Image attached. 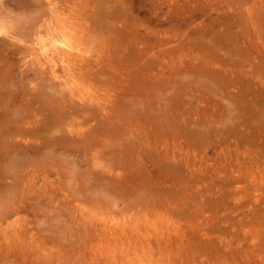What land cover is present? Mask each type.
Here are the masks:
<instances>
[{
	"label": "rangeland",
	"instance_id": "1",
	"mask_svg": "<svg viewBox=\"0 0 264 264\" xmlns=\"http://www.w3.org/2000/svg\"><path fill=\"white\" fill-rule=\"evenodd\" d=\"M93 1L94 0H73L71 3L75 5L79 4L82 7H87V9H89L92 7ZM167 1L168 0H96V2L103 4L102 7L104 6V8H106V12L100 10V8L104 9L102 7H99L100 12L98 11V16H101L103 12L106 13L103 14V16L106 17L101 16L105 26H102L103 28H101L99 33L100 42L103 43V45L101 47L102 50L100 48L101 45L98 46L100 49H98V57H102L105 62L115 58L118 67L122 66L123 69L120 68L122 71L126 70L125 67H129L134 72L138 69L141 70L150 58L152 59V65H159V67L162 66L163 68L165 67V73L161 74L160 79L157 81H126L127 83L134 84L135 88H137L136 92H138V94L136 96L133 95V98L131 97L132 101L129 96H125L124 103H127L128 105L126 106V108H128V111L126 112L128 115L123 109L121 110L122 113L124 112V114L130 116V119H132L133 116L141 118L142 111L144 113L143 115L146 116L147 114L146 119L153 117L152 115L155 114L154 118L156 119V117H158L156 120L158 123H156L158 126L160 125L159 128H162L160 129L162 136L160 144L158 145L160 148L156 149L153 146L150 147L152 151H148L151 149L146 147V151H143V149H139V151L136 147L135 150L137 149L139 154L135 150L134 152H131L130 148L127 149V146H131L128 142L129 139L132 140V138L129 136L127 137L128 139L125 137H114L116 131L113 136L107 137L106 144H102L103 146L100 145L99 147L94 148L91 147L92 145H85L87 146V157H91L89 163L92 165V168L98 170L114 168L115 174H118V172L123 173L124 169H127V171L125 170L127 174L123 173V175L126 177L129 175L128 178L130 177V179L125 178L127 179L126 181H129L128 183L130 186H132L129 187V185L126 184L127 186L125 189L121 188L119 186L124 183H120L121 181H119L115 189H113L115 192H110L106 197H104L105 194L101 195L100 192H89L91 203L85 201V204L94 207L95 210L99 212L97 217L102 215L110 216L122 212V214L129 218L131 216H139L142 221L146 220L143 217H148L149 219L151 217V221L157 220L156 222L159 221L158 223H163V225L171 223L175 219L179 221L180 215L175 213L181 212L183 209L187 214L189 213V217L187 216L186 218V216H184L186 214L185 212H182V216L185 217L186 220L188 218L190 220L191 218L194 223L187 222L191 223L196 229L207 227L208 223H204V221L212 222L211 225H208V228L210 226L219 231L221 230V233L231 234L230 236H233L235 232L236 235L234 236V239L241 238L245 235L242 228H253V226L259 224L262 229L261 231L263 232H261L263 240L260 242L264 244V187L263 194L260 195L262 198L258 196L262 193V188L260 190L259 187L264 184V181L262 182L263 184L261 183V185L258 184L255 186L260 182L258 179L264 178V173L260 174V172H264V63H262L264 62V58L260 57L259 59V54L254 46H250L249 49L250 43H245L247 42V32L253 31L254 34L256 33L253 24L251 25V22H248L247 19H244L243 15L240 14L242 9L249 7L250 3L246 4L249 0H244L246 1L245 3L242 0L244 4L239 2L241 0H238L239 4L241 3L243 5L240 4L242 6L241 11H235L236 8L234 7V4L235 6L238 4L236 0H170V3ZM40 2H42V0H0V15L4 16L9 24V32L6 33L5 36L0 34V264H119V261L122 260V258L118 252H116V257H114L112 251H103L101 248L102 246L98 245L97 242L92 240L91 236H89L90 233H87V228L85 229L82 221L76 219V213H72V210L77 208L78 199L83 197V194L78 192L81 186L80 179L82 178V174H77L79 170L77 171L76 167L80 168V166L75 165L76 170L73 171L71 167V165L74 164V162L71 161L73 159H71L66 153L62 154L64 151L56 150L52 143L53 139L57 136L62 135L63 133L66 136L70 134L65 127L68 124L70 125L71 123H74L76 124V128H80L81 126L79 123L85 118V116H70L64 118V116L66 117L67 115L64 114L67 109L63 105L70 103L67 91L59 86L57 81L42 79L36 75L38 69H36L35 66H32L33 60L31 54L28 52L29 55H27L28 50L25 51L27 48L23 45V43H29H25L19 39L28 37L27 35H24V27L28 24L26 21L37 14L33 9V6ZM230 3L234 4L230 5ZM168 4L171 5L168 6ZM217 6L219 7L216 8ZM220 6L223 8L221 7V9ZM236 7L240 6L238 5ZM107 11L110 15L107 14ZM88 12L91 13V10ZM233 13L235 14L234 16H232ZM108 16L109 18L110 16L113 17H111V20L109 19L110 23L106 22ZM240 16L242 18H240ZM121 19L124 20L122 21ZM239 19L240 22L238 23L240 25H238L236 21H239ZM19 20L24 23H18L17 26ZM112 20L114 21V25ZM262 20L263 19L258 20L260 24H257L256 20L254 22L259 27H257L259 30V32L257 31V35H260L261 33V35H263L262 38H264V26H262L264 25V20ZM241 21L245 22L241 23ZM242 24L243 26L246 25L245 28H242ZM19 25L21 26L19 27ZM127 25L131 26V29L127 28ZM250 26H253V28ZM115 27L116 29L119 27L120 29H123L122 32L121 30V33L119 31V33L116 32L117 30L114 31L112 28ZM124 28L128 29V31L126 32ZM234 29H238V31H234ZM20 31H23V33H21L23 35L20 34ZM130 31H132V34L128 33ZM17 32H19V35H15ZM115 32L119 35L116 36L113 34ZM128 34L131 36L129 37ZM120 36L123 38L125 37L124 39H126L124 41H122L123 38L120 39L125 43H121V46H127L126 48L130 47L126 51L127 53H123V51L117 53L114 50L116 46L120 45V42L117 40ZM218 39L220 42L222 41L221 46ZM127 40L129 42H127ZM256 40L259 41L260 39L257 38ZM107 42L111 44L109 45L110 47L107 46ZM217 42H219V44ZM129 43L130 45H128ZM213 46H216L217 48L214 47L213 49ZM246 46L249 50L246 49ZM112 49L113 51H111ZM145 50H151V53L148 55L149 57H144ZM250 50L254 51V54H252L253 52ZM154 53H158L159 57L155 56ZM253 55L257 56L258 60L261 62L259 63L257 57L254 58ZM194 56H200L204 59L202 62L208 61V63L204 62L205 65L202 63L201 68L190 73L189 71H183L182 67L187 62H198L197 59H192ZM30 59L32 60V63H30ZM183 60L187 61L182 62ZM211 60L213 62L215 60V62L212 64V62L210 63ZM215 63L219 65H216ZM207 64L212 67L213 72L207 68ZM219 68L221 71L224 69L226 70H224L225 72H221ZM173 71L175 73L171 75ZM208 71H210L211 74L214 73V76ZM216 74H218V77ZM210 75L212 77H210ZM204 76L205 78L203 79ZM219 76L223 78H220ZM226 76H228V78ZM176 79H180L181 81H176ZM115 84L116 81L114 82V80L113 82H103L99 80L97 85H100L98 87H101L102 92H105L106 88L110 89V87H112L111 85L116 86ZM117 89L119 88L117 87ZM139 93L142 95H139ZM142 96L143 98L144 96L147 98L141 99ZM172 97H176L177 99H173ZM134 98H138L140 102L137 100L138 103L135 104V101L133 102ZM169 98H172L171 100L174 102L170 101ZM142 100L145 102L147 101V104L145 102V104H143ZM175 102L178 103L174 104ZM151 103H154V106L148 110V107L152 106ZM141 104L142 106L144 105L143 108L145 110L142 109L141 111ZM169 105L172 108L176 106V109L171 110ZM155 106L158 108L156 109ZM150 109H153V114L150 113ZM168 110L171 111L169 112ZM163 112L166 113L167 118ZM148 113H150L149 118ZM168 114H170V118ZM126 115L124 116L122 114V118H126ZM161 115H163V121L159 118ZM164 118L168 121L170 119L171 123V120L174 118L172 125H170L171 123L167 124V121ZM194 119L196 121L199 120L196 122L197 124H194ZM126 120H128V118H126ZM164 120L166 121L165 123H163ZM65 122H67L66 125ZM96 122L97 121H94V124H97ZM99 122V126L102 127V119H100ZM58 123H61L63 126H57ZM199 123L202 124V127H200ZM112 124L111 122L107 123V127L113 128L117 125L114 121H112ZM101 127L98 128L101 129ZM105 127L106 126L102 127V131H104ZM256 129L258 131H255ZM201 132H204V134H201ZM254 134H260L261 136H254ZM251 136H253V138ZM46 142L47 144L45 145ZM49 142L54 148L48 147L51 146ZM236 142L239 143L237 144ZM260 142L261 145H259ZM81 145L79 144V147L83 148ZM245 145L248 147L244 148L243 146ZM251 146L254 151H252ZM249 147H251V149ZM165 148L166 150L168 149V151L173 150L172 152L178 154V158H180L179 155L181 153H183V155L181 154L180 160L174 159L175 161L169 155L170 159L172 158V161H168L169 158L165 157L164 154ZM182 148L185 151H183ZM243 148L245 150L249 149V152L252 151L250 155L251 157H248L247 160L245 159V156L248 154L246 153L243 155ZM54 149L56 151H54ZM94 149L98 152L97 155H99V158L92 156ZM133 149L134 148H132V150ZM177 150H179V152H177ZM242 150L243 152L241 155L244 157L240 155V151ZM147 151L149 155L147 154ZM188 151L191 152V155L188 154L190 153ZM52 152L57 153L54 155ZM78 153L79 151H77V154ZM151 153H153V155ZM236 153L238 154L236 155ZM193 154L196 156H193ZM185 155H189V157L187 156V161L188 159H191L188 161L189 164L187 161H182L186 160ZM252 155H254V157H252ZM255 155H259L260 158L259 156L258 158L255 157ZM65 156L67 157L64 158ZM140 156L144 157L143 162L142 159L137 161L141 158ZM234 156H236V158ZM61 157L64 158L63 161ZM148 157L149 159H147ZM201 157H205V163L201 162L202 160L204 162V159H201ZM223 157H227L228 159H224ZM231 157L234 158L232 159ZM238 157H241L240 160H245L247 163H252L256 158V160H261L259 161L261 162V166H259V162L254 160L252 168L253 172L249 173V177V174L247 175L244 172L243 175L242 173L243 176L241 175L240 178H243L242 180L246 181L244 182L246 186H244L241 179H235L236 174H238L236 171L238 169L236 168L238 166L237 163L239 162V160H237ZM77 158L80 160L79 157ZM82 158L81 163L83 161L85 163L86 158ZM209 158H211L209 163L214 164V161H219L218 163H215V166H219L221 161L229 163L226 164L229 169H227V171L231 172L229 175L226 173L227 171L225 174L223 171V175L218 173L221 175H219L221 179H224L226 176V179L222 180L224 181L222 182L223 184L220 183V185L221 187H226V189H224L225 192L230 190L229 196L225 195L227 192L221 194L224 193V190L220 188V185L216 186L217 183L219 184V182H221H218L220 177L218 174L216 175V169V172H214L215 174L210 173V175L214 174V177L211 179L209 178L210 180H208L206 175H209L208 172L210 171H206L205 165L206 163L209 164ZM229 158L233 163H230ZM249 158L252 159V161H249ZM192 159L196 160L192 162ZM58 160L63 162L64 167H62L60 174L52 173L49 178L51 180L58 178V180L61 181L59 183V188L56 189L55 192L48 193V198H46V196L38 198L37 191L39 187L37 188V186L42 181L41 175H43V172L46 174V171L51 168V164ZM95 160L102 162V164L93 165L92 163H94ZM197 160L202 164H199ZM176 161H182L184 164L186 162L185 165L180 162L183 165H180L182 170L180 169V166L178 167ZM168 162H170L171 166ZM257 163H259L257 166L258 168L255 169ZM187 164L190 168L186 166ZM230 164L233 166H229ZM104 165L107 166L104 167ZM156 165L157 167H155ZM202 165L204 166L203 168H205L204 171L206 173H203L201 170ZM210 165L212 166V164ZM235 165L237 166L234 167ZM184 166H186V168ZM195 166L196 168H194ZM141 167L146 171L145 174L147 172L149 173L144 175ZM163 167H165V169H173L171 172H169L170 170H166L165 172ZM176 168L180 169V173ZM234 168H236V170ZM260 168H263V171ZM211 169L214 168L212 167ZM230 169L232 170L230 171ZM250 169L251 168L249 167L248 170ZM87 170L84 174L87 173ZM258 170H260V172ZM138 171L140 173L142 172L141 174L145 177L143 178L144 180L141 178V174L138 173ZM27 172H30V176L26 177L25 175ZM33 172L35 175L38 174L40 176L37 177V186L31 187L30 180L34 177L31 174ZM150 172H152L151 175ZM105 173L107 172L105 171ZM122 173L120 175H122ZM191 173H193V175ZM257 173L260 174V177ZM156 174L158 177L155 176ZM177 174L181 175L178 177ZM226 174L229 177H235L233 179L235 181L232 183L233 186L231 184L233 180H230L232 178L227 177ZM255 174L259 178L257 177L256 180L254 179L256 183H254V185V181H251V179L256 178V176H254ZM188 175L192 177L194 176L195 178L198 177V179H190L191 177L189 178ZM133 176L136 178L134 177V179H132ZM137 176L143 180H141L143 183H147L149 179L148 183L143 184ZM174 176L175 178H178L175 179ZM201 176L207 181L203 178L202 180ZM146 177H148V179H146ZM210 177H212V175ZM250 177L252 178L250 179ZM122 178L124 179V176H122ZM227 178L231 181L229 184L232 188L234 187L233 189L228 187L229 184ZM157 179H160V181L158 182ZM185 179L189 181L186 180V182ZM137 180L139 181L137 182ZM145 180L147 181L145 182ZM192 180H195L196 184H192ZM131 181L135 182L133 183L135 185H132ZM184 181L186 182L185 184ZM205 181L207 183L212 182L211 184H213L212 186H216L215 188L218 190L217 192L222 190L220 194L216 192L214 187L212 188L215 190H209L211 187L206 186L210 183L207 184ZM236 181H239V183ZM203 182L205 183L203 184ZM161 183L165 184L160 185ZM187 183L188 185L190 184L188 188H186L188 186L186 185ZM197 183L199 184V187H196L198 186ZM20 184H23L24 188L23 186H18ZM172 184L174 186L176 185L175 189ZM191 184L192 187H195L192 189L196 190H194L195 192L193 191L194 193L191 192L190 195V191H192L190 188ZM226 184L228 185L226 186ZM248 184L251 185V188L248 187ZM146 185H149V187ZM171 185L172 187H170ZM237 185L239 186L241 193L243 192L242 194L238 188V190L235 188V186L238 187ZM151 186L153 187L152 189ZM159 186L162 187L159 189ZM26 187L30 190L26 189V191ZM217 187H219V189ZM246 187H248L249 190ZM257 187L260 190V193H258L259 190ZM203 188L208 189L212 193L214 191L217 195H214L215 193L212 195L211 192L202 190ZM21 189L24 190L25 193L24 191L22 193ZM184 190L185 192L188 190L187 194H184ZM197 190H199V192ZM178 191L180 194H178ZM255 191L258 194L255 193ZM200 192H202L203 195ZM204 192L205 194H208L206 196L212 195L216 199H208L204 196ZM234 194H237V196L239 195L240 198L237 197V199ZM243 194L245 195L243 196ZM50 195L56 196V201L52 200L53 196ZM222 195L224 196L222 197ZM184 196H186V198ZM212 196H210V198ZM255 196L258 198L255 199ZM259 199H261V203L258 202ZM178 201L181 206H179V210L176 206ZM187 202L189 205H187ZM14 203H16L17 206L23 205L25 207H21V211H18L14 215H11L9 219L5 220L7 212L12 209V204ZM193 209L198 210V212H193ZM206 216L208 218L211 216V219L206 220L208 219ZM183 217H181L182 221L184 220ZM204 218L206 219L204 220ZM186 220L184 221L186 222ZM2 225L5 228L4 230H2ZM16 227L22 228L21 236H13L12 230ZM234 229L238 232L234 231ZM5 230L8 231V236L5 235ZM184 249L187 251L182 253V251H178L175 247L172 255L168 254L169 252L166 251L167 249H162L163 252L158 254V257H161V260L155 262H165V259L168 258L169 255L170 257L178 259L180 264H196L203 257V254L201 253L202 250L194 244L184 247ZM177 252L180 254L176 255Z\"/></svg>",
	"mask_w": 264,
	"mask_h": 264
},
{
	"label": "bare ground",
	"instance_id": "2",
	"mask_svg": "<svg viewBox=\"0 0 264 264\" xmlns=\"http://www.w3.org/2000/svg\"><path fill=\"white\" fill-rule=\"evenodd\" d=\"M236 1L238 2V0H236ZM246 1H248V0H246ZM246 1H244V3ZM251 1L254 2V3H252ZM71 2H73V0H42V2H40L39 4L36 3L33 6V9L37 12V14L32 16V17H30V19H28L26 21V23H28V24L25 25V27H24V30H25L24 35L25 36L27 35L28 37L27 38H19V39L24 41L25 43L26 42L29 43V44H27V43L24 44L23 43V45H25V48H27L25 51L28 50L27 51V55L31 54L33 63H32L31 59H30V61H31L30 63H32V66H35L36 69H38V71L36 72V75L38 77L42 78V79H51L52 81H57V84L67 91V94H68L69 99H70V103H66L65 105H63L67 109L66 112L64 113V114H67V115H66V117L64 116V118H68L70 116H85V118L79 123V125L81 126L80 128H76L75 127L76 124H74V123H71L70 125L68 124L65 127L70 132V134L68 136H66L63 133L62 135H59L56 138H54L53 141H52V143L54 144L53 146H55L56 150L64 151V152H62V154L66 153L67 155H69V157L71 159H73V160H71V161L74 162V164L72 162L73 165H71L73 171H75L77 169V171L79 170L78 171L79 173L77 172V174L78 175L82 174V178L81 179L79 178L81 180L80 181V185L81 186H80L78 192L83 194V197L78 199L77 208L72 210V213H76V219H79V220L82 221V224L85 226V229L87 228L86 229L87 233H90L89 236H91L92 240L96 241L98 245L102 246L101 248L103 249V251L104 250L112 251L114 253L113 254L114 257H116V255H117L116 252H118V254L122 258V260L119 261V264H180L178 259L170 257L169 255H172V253L174 252L175 247H176V249L178 251H182V253H184L185 251H187V250L184 249V247H188L191 244H194L195 246L199 247L202 250L201 253L203 254V257L196 264H264V244L262 242H260V241L263 240V235H262L263 232L261 231L262 229L260 228L261 226L259 224L256 225V226H253V228H249V227H248V229L242 228V231L245 233V235L243 237H241V238L234 239V236L236 235L235 232H234L233 236H230L231 234L221 233L222 232L221 230L219 231L218 229H214V228H212L210 226L208 228V225L209 224L211 225L212 222H207V221L205 222L204 220L206 218H204L203 221H204V223H208L207 227H203L201 229H196L195 227L192 226V224L194 222H193V220L191 218H190L191 221L189 220V218L186 220V218H187L189 213L187 214L185 212V210L182 209L184 207L181 208L182 209V211L180 210L181 212H176L175 213L177 215H180L179 218L181 219V221H180V219H179V221L175 219L176 221L174 220L171 223L163 225V223H161V224L158 223L159 221L156 222L157 220L156 221H151L150 220L151 217H150V219L148 217H143L146 220L142 221L141 217H139V216H131L129 218L128 216H125L124 214H122V212L121 213L119 212L117 214L110 215V216L109 215H102L100 217H97L99 212H97L94 207H91V206L85 204V201L91 203V196L89 195V192L90 193L100 192L101 195L105 194L104 197H106L110 192H115V190H113V189H115V187L117 186L119 181H121L120 183H122V182L124 183V184H121L122 186L120 184H119L120 186L118 185L121 188L125 189V187L127 185H129V187H132L128 183L129 181H126L127 179H130V177L128 178L129 175L127 177L125 175H123V173L127 174V172H126L127 169H124L123 173L122 172H120V173L118 172V174L117 173L115 174L114 173L115 172L114 168H109V169L105 168L103 170H98V169L92 168L91 167L92 165L89 163V160L91 159V157L90 158L87 157L88 156L87 155L88 152L86 151V147L87 146H85V145H92L91 147H94V148L95 147H99L100 145L103 146L102 144H104V145L106 144L107 137L113 136L115 134V131H116V135L114 137H119V138L125 137L126 139H128L127 137L129 136V137L132 138V140L129 139V142H128V144L130 143L131 146L130 145H129V147L127 146V149L130 148L131 152H134L136 147H137L138 150L139 149H143V151L147 150V149L145 150L146 147L150 148V147L154 146L156 149L160 148V146H158V145L160 144V140H161V136H162V133H161V130H160L162 128H159L160 125L158 126V124H157L158 122L156 120H157L158 117H156V119H155L154 118L155 114H154V115H152L153 117L149 118L150 113L153 114V112H152L153 109L152 110L150 109V113H148V118L149 119H146L147 114H146V116L143 115L144 113H143L142 109H144L143 108L144 105L142 106V104H141V111H142V113H141L142 115L141 116L142 117L139 114V116L141 118H137V116H133V118L130 119V116H127L128 114L126 113L128 111L127 110L128 108H126V106H128V105H127V103L126 104L124 103L125 102L124 100H125V96L126 97L129 96L130 100L132 101L131 97L133 95L136 96L138 94V92H136L137 88H135L134 84L133 83H127L126 81H157V80L160 79L161 74L165 73L164 72L165 71V67L163 68L162 66L159 67V65H152V63H151L152 59L151 58L148 59V62L146 61L147 64H145L141 68V70L140 69H138L139 71L137 70L138 72L137 71L136 72L132 71L129 67H125L126 70L122 71L120 69V68H122V66L118 67V63L115 61V58L105 62V60L102 57H98L99 56L98 52L100 50L98 46L101 45L100 46V48H101L102 45H103V43L100 42L101 40L99 38V33H100L101 28H103L105 26L104 22L102 21V17L101 16H103V14L106 12V10H105L106 8H104V6L102 7L103 4H101L102 3L101 1H100L101 2L100 3V2H96V0L93 1V5L89 9H87V7H82L79 4L75 5V4L71 3ZM167 2L170 3V0H168ZM237 2H235V3H237ZM239 2L244 4L242 2V0L239 1ZM239 2H238V4L236 6L239 5L240 7H236L234 3H230V5L234 4V7L236 8L235 11H237V10L241 11V9H242L241 7L243 5L240 3L242 5L241 6L239 4ZM98 3H99V6H98ZM248 3H250L249 7L245 8V5H244L245 9H242V12L240 14H242L244 19L246 18L248 22L250 21L251 25L253 24L254 28L256 29V31H255L256 33L254 34L253 31H249L247 29L249 32L246 33L247 35L245 34L247 36L246 37L247 38L246 39L247 42H245V43L248 44V42H249L251 44V45L249 44V49H250V46H252V45L254 46V48L256 49L257 53L259 54V56H258L259 59H260V57L264 58V38H262L263 35H261V33H260V35H257V31L259 32V30L257 29V27H258L257 24L259 23L258 20H261V19L264 20V0H249L246 4H248ZM100 4H101V6H100ZM170 5L168 4V6H170ZM99 7L104 8V9L100 8V10H102V11L104 10L105 11V12H103L101 14V16H98V13L100 12ZM218 7L219 6H217L216 8H218ZM221 7L222 6H220V8ZM90 10H91V13L88 12ZM224 10H225V8H224ZM226 10H227V8H226ZM229 13H230V11H229ZM234 13H233L232 16L235 15ZM107 14H109V12ZM96 15H97V17H96ZM121 16H123V15H121ZM103 17H106V16H103ZM111 17L112 16H110V18H109V16H108V20L106 21L107 23H110L109 21L111 20ZM235 18H236V16H235ZM240 18H242V17L240 16ZM121 20L123 21L124 19H121ZM255 20H256L257 24L254 22ZM236 21L238 23V22H240V19H239V21L238 20H236ZM247 21H246V23L248 24ZM21 22H23V21L19 20L17 22V26H18V23H21ZM242 22L243 21H241V23ZM263 24H264V22H263ZM21 25H19V27ZM113 25H114V21H113ZM113 25H111V26H113ZM238 25H240V24L238 23ZM233 26H234V24H233ZM242 26H243V24H242ZM245 26H243L242 28H245ZM253 26H250V27L253 28ZM262 26H264V25H262ZM262 26H261V28H262ZM117 27H118V25H117ZM130 27L131 26L127 25V28H130ZM236 28H237V26H236ZM112 29H114V31L117 30L116 32H118V31L120 32V30L122 32V30H123V29H120V27L118 28L119 30L116 29V27L112 28ZM124 30H126V32L128 31V29H126V28H124ZM236 30L238 31V29H236ZM236 30L234 29V31H236ZM8 32H9L8 21H7V19L4 16L0 15V34H3L5 36V34L8 33ZM116 32L113 33V34L118 36L119 34L117 35ZM21 33H23V31H20V34ZM123 33H124V31H123ZM128 33L132 34V31H130ZM15 35H19V32H17V34H15ZM21 35H23V34H21ZM255 35H257V36H255ZM128 36H129V34H128ZM120 37H119V39H117L120 42V45H118L116 43L118 46H116V47L114 46L115 48L114 47L113 48H114L115 52H117V53L122 52V51L124 53L130 47L126 48L127 46H124V45H123L124 47H122L121 43L123 44L124 42H122V41H124L126 39H124L125 37L124 38L123 37L120 38ZM126 37H127V34H126ZM0 38H1V35H0ZM257 38H259L260 40L259 41L256 40ZM120 39H122V41ZM244 40H243V43H244ZM218 41H219V39H218ZM112 42H114V41H112ZM127 42H129V41L127 40ZM219 42H217V43L219 44ZM99 43H101V44H99ZM105 43H104V45H105ZM109 43H110V41H109ZM109 43L107 42V46L108 47H110L109 45H111ZM116 44H114V45H116ZM128 45H130V43ZM221 45H222V43L220 44V46ZM217 46H219V45H217ZM214 47H216V46H213V49H214ZM232 48H235V47H232ZM23 49H24V47H23ZM246 49L249 50L247 48V46H246ZM101 50H102V48H101ZM111 51H113V49ZM28 52H30V53L28 54ZM251 52H253L252 54H254V51H251ZM150 53H151V50L150 51L149 50H145L144 57H149L148 55ZM154 55L159 57L158 53H154ZM255 57H257V56H254V58ZM258 57H257V60H258ZM192 59H197L198 62H196V63L193 62V61L187 62L182 67L183 71H189V73H190V72L196 71L198 68H201L202 67L201 66L202 63H203V65H205L204 62L208 63V61L207 62L206 61L202 62L204 59L202 57H200V56H194V58H192ZM186 61L187 60H183L182 62H186ZM211 62L213 64L215 62V60H214V62L211 60L210 63ZM260 62L261 61H259V63ZM262 63H264V62H262ZM215 64L219 65L217 63H215ZM220 65L222 66L221 63H220ZM225 65H224V67H225ZM209 66L207 64V68H209L212 71V67L210 66L211 67L210 68ZM227 68H230V67H227ZM200 70H202V69H200ZM219 70L221 71L220 68H219ZM224 70H226V69H224ZM224 70H222V71L225 72ZM117 71H120V72H117ZM208 72L211 74L210 71H208ZM174 73L175 72L173 71L171 73V75H173ZM43 74H45V75H43ZM193 74H196V73H193ZM211 75L214 76V73H212ZM211 75H210V77H212ZM216 75L218 77V74H216ZM228 76H226V77L228 78ZM217 77H216V79H217ZM204 78H205V76L203 77V79ZM220 78H223V77H220ZM213 79H215V78H213ZM235 79H237V78H235ZM260 79H262V78H260ZM99 80L103 81V82H111V81L113 82V80H114V82L116 81L115 85L119 89H117L116 86L111 85L112 87H110V89L106 88L105 92L104 91L102 92V88L98 87L100 85H97ZM176 81H181V80L180 79H176ZM214 81H216V80H214ZM238 81H241V80H238ZM117 82H118V84H117ZM115 87H116V89H115ZM139 92H140V90H139ZM139 95H142V94L139 93ZM145 98H147V97L144 96V98H143V96H142L141 99H145ZM172 98H169V100L173 101V100H171ZM174 98L177 99L176 97H174ZM137 100L140 102V100L138 98L137 99L134 98L133 102L135 101L134 103L137 104L138 103ZM142 101H143V104H145V103L147 104V101L146 102L144 100H142ZM169 102H167V103H169ZM178 102H175L174 104H176ZM151 104H149V105H151ZM153 104H152L151 107L150 106L148 107V110H149V108H152L154 106ZM167 106H168V104H167ZM123 107H125V108H123ZM145 107H146V105H145ZM175 107L172 108L170 106L171 110L172 109H176ZM157 108L158 107H156V109ZM122 109L127 115L124 114V112L123 113L121 112ZM171 110H168V111L170 112ZM147 112H149V111H147ZM139 113H140V111H139ZM122 114L124 116L126 115V118H128V120H126V118H122ZM164 114H165V116L167 118L166 113H164ZM173 114H175V113H173ZM163 115H161V117H159V118H161V121H163L162 120L163 119L162 118ZM168 115H169V118H170L171 117L170 114H168ZM166 118H164V119L166 120ZM100 119H102V121H103L102 127L106 126L104 128L105 132L102 131L103 128L101 126H99ZM111 119H112V121L115 122V124L117 123V125H115L113 128L107 127V123L111 122V124H112ZM173 119L171 120L172 123L174 121ZM195 119H197V118H195ZM165 120H164L163 123H165L166 121H167L166 122L167 124L171 123L170 119H169V121L168 120L165 121ZM94 121H97L96 122L97 124H94ZM198 121L199 120H197V121L195 120L194 124H197L196 122H198ZM205 122H206V120H205ZM66 123L67 122H65V125H66ZM172 123L170 125H172ZM199 124H200V127H202L201 126L202 124L201 123H199ZM57 126L62 127L63 125H61V123H58ZM108 126H110V125H108ZM98 127H101V129L98 128ZM121 127H122V129H121ZM106 129H107V131L109 133L106 131ZM255 131H258V130L256 129ZM202 133L204 134V132H201V134ZM258 135H260V134H256V135L254 134V136H258ZM260 136H258V137H260ZM251 137L253 138V136H251ZM252 138H251V140H252ZM165 139H166V137H165ZM261 140H262V138H261ZM46 144H47V142L45 143V145ZM79 144L80 145L82 144L81 147H83L84 149L80 148ZM166 144H169V143H166ZM50 145H51V143H50ZM259 145H261V142H260ZM53 146L51 145V146H48V147H53ZM243 147L247 148L248 146L245 145ZM251 147H249V148L251 149ZM132 148H134V149L132 150ZM47 149H49V148H47ZM137 149L135 151L138 152V154H139L140 150L138 151ZM56 150L54 149V151H56ZM164 150H165V153H164L165 157L169 158L168 161H170V160L172 161V158H173V160L174 159L180 160L181 154L183 155V153H181L179 155L180 158H178V154H176L175 152H172L173 150L172 151H170V150L168 151V149L166 150V148ZM182 150L185 151L183 148H182ZM248 150L244 149V152H243V150L240 151V155H241L242 152H243V155L246 154V153L248 154V155L245 156L246 160H247L248 157H251L250 156L251 152L254 151L253 147H252V151L249 152ZM255 150H257V149H255ZM77 151H79L78 154H77ZM148 151H152V149L148 150ZM148 151H147V154H148ZM177 152H179V150H177ZM188 152H190V151H188ZM56 153L57 152H54L53 154L55 155ZM97 153L98 152L94 149L93 152H92V154H93L92 156L96 157V158H99V155H97ZM138 154H137V156H138ZM140 154H141V152H140ZM151 154L153 155V153H151ZM188 154L191 155V152L188 153ZM237 154L238 153H236V155ZM263 154H264V152H263ZM169 155H170V157H172L171 159H170ZM189 155H185L186 160H182V161L183 162L187 161V156L189 157ZM194 155L195 154H193V156ZM196 155H197V153H196ZM243 155H241V156H243ZM27 156H30V155H27ZM142 156H143V154H142ZM201 156H203V155H201ZM258 156L255 155V157H257V158H258ZM66 157L67 156H65L64 158H66ZM77 157H79L80 160ZM82 157L86 158L85 159L86 160L85 163H84V161L81 163V161H82L81 158ZM234 157L236 158V156H234ZM234 157H231V158L233 159ZM252 157H254V155H252ZM64 158H62V161H63ZM143 158L144 157H141L137 161H140V159H142V162H143ZM204 158L205 157H201V159H204ZM225 158H227V157H225ZM259 158H260V156H259ZM147 159H149V157ZM210 159L211 158H209L208 163L211 161ZM240 159H241V157H238V159H237V160H239V162H238L239 164L237 163L238 166L237 165L234 166V167L237 166L236 168H238L237 170H236V168H234L237 171V173H238V174H236V178L235 177L234 178L238 179V180L241 179V181H243L242 183H244L246 181L242 180L243 178H240V177H241L242 173L244 175V172L247 175L250 172H253L252 171V168H253V165H254L253 162L256 159H254L252 161V159L249 158V161H252V163L250 162L251 164L247 163L245 160H240ZM165 160H167V159H165ZM189 160H191V159H188V161ZM194 160H196V159H194ZM194 160L192 159V162H194ZM58 161H56V162L51 164V168L46 171V174L43 172V175H41L42 181H41V183L38 184V186H37V183H38L37 177H39L40 175H38V174L35 175L34 172H33L34 174L31 173L34 177L32 179L30 178L31 179L30 180V185H31V187H34V186H37V188L39 187V189L37 191V193H38L37 197L38 198H41L43 196L44 197L46 196V198H48V195H47L48 193L55 192L56 189L59 188V183L61 181L58 180V178H55V179H52V180L49 178V176H51L52 173L60 174V172L62 170V167H64L63 162H60V161L58 162ZM150 161H152V160H150ZM182 161H179V162L176 161L178 163V167L180 165L183 166L180 163ZM188 161H187V163H188ZM259 161H261V160H256V162H259ZM201 162L205 163V159H204V162H203V160ZM201 162H199V164ZM218 162L214 161V164L213 163H209V164L206 163V165H208V166L205 165V167H206V171L207 172H208V170L210 171V172H208L209 175H210V173H214L216 171H217L216 175L218 173L222 174L223 171H224L223 173L225 174V172L228 169L227 168L228 165H226V164H229V163H226V161H221L220 162L221 164H219V166H215V163H218ZM256 162H255V164H256ZM168 163L170 165V162H168ZM172 163H174V162H172ZM195 163H196V161H195ZM230 163H233V161L231 159H230ZM259 163H260L259 166H261V162H259ZM259 163H257V165L255 166L256 167L255 169L258 168L257 166H258ZM92 164L93 165L94 164L95 165H101L102 162H99V161L95 160L94 163H92ZM185 164H186V162H185ZM188 164L186 166L189 167ZM210 164H212V166ZM75 165H79L80 168L76 167ZM197 165H198V163H197ZM203 165L201 166L202 167L201 170L204 173L205 172L204 171L205 168H203L204 167ZM231 165L232 164H230L229 166H231ZM105 166H107V165H104V167ZM165 166H168V165H165ZM186 166H184V167L186 168ZM196 166L194 168H196ZM75 167H76V169H75ZM142 167H143V165H142ZM142 167H141V169H142ZM155 167H157V165ZM174 167H176V166H174ZM212 167L214 169H211ZM249 167L251 168L250 170H248ZM148 168H150V167H148ZM163 168L165 169V167H163ZM230 168H233V167H230ZM180 169L182 170V167ZM180 169L176 168V170H179L178 171L179 173H180ZM215 169H216V171H215ZM86 170H87V173L84 174V172H86ZM116 170H118V169H116ZM142 170L144 172V175H147V173H149V172H147L145 174L146 171H144V169H142ZM166 170H170V168L169 169H165V172H166ZM171 170L169 172H171ZM176 170H174V171H176ZM231 170L232 169H230V171ZM261 170L263 171V168ZM105 171L107 173H105ZM258 171L260 172V170H258ZM169 172H167V173H169ZM233 172H235V171H233ZM73 173H75V172H73ZM121 173H122V175H120ZM138 173H140V172L138 171ZM185 173H183V174H185ZM195 173H197V172H195ZM203 173H202V175H203ZM226 173L229 175V173H231V172L227 171ZM261 173H264V172H260V174ZM151 174H152V172H150V175ZM181 174H182V171H181ZM191 174L193 175V173H191ZM191 174H189V175H191ZM214 174H211L212 177H210L211 175L210 176L206 175V174L205 175L207 176L208 180H210L211 178L214 177L213 176ZM220 174H218V176ZM257 174H258V176L260 175L259 173H257ZM170 175H172V174H170ZM180 175L177 174L178 177ZM228 175H227V177H229ZM25 176L26 177L30 176V172H27V174ZM122 176H124V179L122 178ZM155 176L158 177L157 174ZM195 176H197V175H195ZM230 176H232V175H230ZM249 176H250V174L248 175V177ZM254 176H256V174ZM258 176H256V178H253V179H251L252 177H250L251 181H254V179L256 180ZM134 177L135 176H133L132 179H134ZM162 177H164V176H162ZM178 177H176V178H178ZM137 178L140 179L139 176H137ZM141 178L143 179L145 177H143V175L141 174ZM165 178H167V177H165ZM174 178H175V176H174ZM189 178L192 179V178H195V177L194 176L193 177L189 176ZM202 178L205 179L204 177L201 176V179ZM229 178H232V179H230L231 181L234 179L233 177H229ZM245 178H246V176H245ZM142 179H140V181ZM146 179H148V177H146ZM160 179H164V178H160ZM160 179L159 180L157 179L158 182L160 181ZM168 179H169V177H168ZM179 179H182V178H179ZM196 179H198V177L195 178V180ZM225 179H226V176H225L224 179L223 178L221 179V177H220L218 182L219 181H221V182H219V184L217 183L216 186H219L220 183L224 182L222 180H225ZM186 180L187 179H185V181ZM195 180H192L191 183L192 184L193 183L196 184ZM227 180H228V178H227ZM258 180H260V182L257 183V184L255 183V181L253 182V184L254 183L256 184V185L254 184L255 186H257L258 184L261 185V183L264 181V178L263 179H258ZM133 181H131V183H132V185H135V184H133V183H135ZM138 181L139 180H137V182ZM146 181L147 180H145V182ZM148 181H149V179H148ZM148 181H147V183H148ZM185 181H184V184L187 181H189V180H187L186 182ZM231 181L228 180V184ZM234 181L235 180H233L231 182V184ZM205 182H203V184ZM236 182L239 183V181H236ZM142 183H140V184H142ZM147 183H143V184H147ZM177 183H179V182H177ZM208 183H210V182H208ZM211 183L209 185L206 184L207 185L206 187H209V186L211 187V188H209V190H213L216 187V186H212L213 184H211ZM17 184H19V183H17ZM162 184H165V183H161L160 185H162ZM192 184H191V187H190L191 189L195 188V187H192ZM228 184H226V186ZM172 185L170 187H172ZM186 185H188V183ZM189 185L186 188H188ZM263 185L261 187H259L260 190L262 188V190H261L262 193H260V190L257 187V189L259 190L258 193H260L258 196L263 194V187H264ZM18 186H23V184L22 185L20 184ZM137 186H139V185H137ZM146 186L149 187V185H146ZM203 186H205V185H203ZM232 186H233V184H232ZM232 186L230 184L228 185V187H231L230 189L234 188V187L232 188ZM244 186H246L245 183H244ZM250 186L251 185L248 184V187H250ZM140 187H141V185H140ZM140 187H138V188H140ZM161 187L159 186V189ZM175 187H176V185L173 188L175 189ZM196 187H199V184ZM206 187H204V188H206ZM212 187H214V188H212ZM248 187H246V188H248ZM17 188H19V187H17ZM23 188H24V186H23ZM152 188L153 187L151 186V189ZM177 188H179V187H177ZM190 188H189V191H190ZM204 188L202 190L209 191L208 189H204ZM217 188L219 189V187H217ZM220 188H222V190L226 189V187L225 188H224V186L221 187V185H220ZM235 188L239 189V186L238 187L235 186ZM26 189H28V188L26 187L25 190ZM142 189H144V188H142ZM148 189H150V188H148ZM168 189H169V187H168ZM182 189H183V187H182ZM28 190H30V189H28ZM194 190H196V189H192V191H190V195H191V192L192 193L195 192ZM222 190L217 192L218 190L216 189V192L218 194H220V192ZM228 190H229V188H228ZM248 190H249V188H248ZM23 191L24 190H22V193H23ZM186 191L188 192V190H186ZM197 191L199 192V190H197ZM229 191H226L228 195L225 194L226 193L225 190H224V193H221V194H225L226 196H229L230 195ZM239 191H240V189H239ZM169 192H171V191H169ZM187 192H185V190H184V194H187ZM209 192H211V191H209ZM24 193H25V191H24ZM200 193L203 195L202 192H200ZM213 193H215V192L213 191ZM213 193H212V195H213ZM240 193H241V191H240ZM240 193H238V194H240ZM255 193H257V192L255 191ZM178 194H180V192ZM231 194H233V193H231ZM206 195H208V194H205V192H204V196H206ZM212 195H210V196H212ZM214 195H217V194L215 193ZM244 195L245 194H243V196ZM50 196H53L52 200L56 201V196H54V195H50ZM210 196H206V197L208 199H212V200L216 199L213 196L210 198ZM223 196L224 195H222V197ZM235 196H236V198L237 197L240 198L239 195L237 196V194ZM184 197L186 198V196H184ZM219 197H221V196H219ZM260 197L262 198V196H260ZM101 198H102V196H101ZM254 198L256 199L258 197L255 196ZM260 201H261V199H259L258 202H260ZM178 202H177L176 206L178 207L177 209L179 210L181 206H180V202L179 203ZM12 205H13L12 209L7 212V214L5 216L6 217L5 220L9 219L11 215H14L18 211H21L22 210L21 207H23V208L25 207L23 205H18L17 206L16 203H14ZM60 205H61V203H60ZM187 205H189L188 202H187ZM263 206H264V203H263ZM56 207L58 208L57 205H56ZM195 209H193V212H195V211L198 212V210H195ZM182 212H185L187 214L186 215L185 213H183V214H185L184 216H186V218L182 216ZM199 212H200V210H199ZM181 217H183V219L186 220V222L187 221L192 222V224L189 223V222L186 223L184 220L182 221ZM212 217H214V216H212ZM209 219H211V216H210V218H208L206 220H209ZM73 221H74V219H73ZM183 222H185V223H183ZM20 227H16L14 230H12V234H13L14 237L17 236V235L21 236L22 228H20ZM4 229L5 228L2 225V230H4ZM234 231H237V230L234 229ZM4 232H5V235L8 236V234H7L8 231L5 230ZM198 235H200V236H198ZM162 249H167L166 251L169 252L168 253L169 254L168 258L165 259V262L156 263L155 261H158V260L160 261L161 260V257H158V254L163 252ZM157 250H159V251H157ZM178 254H180V253L177 252L176 255H178ZM185 262H186V260H185Z\"/></svg>",
	"mask_w": 264,
	"mask_h": 264
}]
</instances>
